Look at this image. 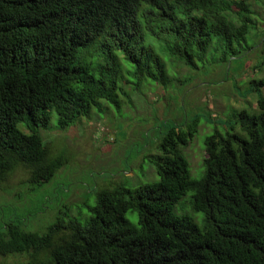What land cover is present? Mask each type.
<instances>
[{
    "label": "trees",
    "instance_id": "trees-1",
    "mask_svg": "<svg viewBox=\"0 0 264 264\" xmlns=\"http://www.w3.org/2000/svg\"><path fill=\"white\" fill-rule=\"evenodd\" d=\"M253 14L247 0H0V183L22 169L30 192L48 184L67 164L41 136L52 117L62 132L104 105L122 110L120 98L129 106L125 86L132 93L144 82L167 89L176 76L167 75L162 55L171 68L205 72L216 38L226 68L242 56ZM258 45L264 55V33ZM255 85L264 91V78ZM257 109L219 121L224 132L205 138L199 179L190 177L182 155L195 130L165 123L156 155H149L156 182L89 194L95 205L83 224L61 216L39 234L19 221L0 222V258L264 264V96ZM187 194L189 211L182 205L178 214ZM127 212L136 214L137 226ZM186 212L201 214L200 225Z\"/></svg>",
    "mask_w": 264,
    "mask_h": 264
},
{
    "label": "rangeland",
    "instance_id": "rangeland-1",
    "mask_svg": "<svg viewBox=\"0 0 264 264\" xmlns=\"http://www.w3.org/2000/svg\"><path fill=\"white\" fill-rule=\"evenodd\" d=\"M247 1L255 13V27L246 36L242 56L229 59L226 68L219 62L220 45L214 38L207 54L212 59L205 63V72L189 71L177 64H171V68L170 60L162 55L167 75L171 72L176 76L167 89L144 82L142 89L132 93L125 86L123 89L130 95L129 106L120 98L122 110L104 105L102 112L93 110L88 118L62 132L56 129L53 116L49 129L41 131V136L49 145V153L53 157L63 155L67 164L33 193L27 184V172L16 169L6 176L0 183V222L19 221L26 231L39 234L61 216L65 221L83 224L91 217L89 208L95 205V196L89 198V194L114 185L133 190L156 182V169L149 155H156L167 122L184 131L195 130L182 155L188 162L190 177L199 179L205 138L214 129L224 132L217 125L219 121L233 123L241 112L249 116L260 113L257 100L264 91H258L255 84L264 78V55L257 46L264 33V0ZM234 132L241 134L238 126ZM189 197L187 194L177 204L178 214L182 205L189 211ZM186 213L200 225L201 214ZM125 219L137 226L135 213L127 212ZM23 261L20 256L0 258V264Z\"/></svg>",
    "mask_w": 264,
    "mask_h": 264
}]
</instances>
